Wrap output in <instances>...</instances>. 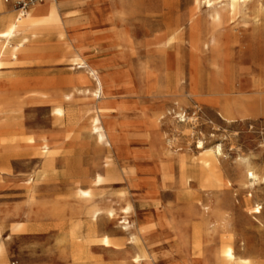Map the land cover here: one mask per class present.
Returning a JSON list of instances; mask_svg holds the SVG:
<instances>
[{"label": "rangeland", "instance_id": "374dc122", "mask_svg": "<svg viewBox=\"0 0 264 264\" xmlns=\"http://www.w3.org/2000/svg\"><path fill=\"white\" fill-rule=\"evenodd\" d=\"M220 1L225 0L216 5ZM49 4L57 6L60 33H39L25 46L27 58L0 71V106L11 102L18 110L11 136L48 144L33 160L32 155H14L23 153V142L11 147L9 158L0 151V242L6 264H73L57 247L59 230L48 213L54 202L70 199L78 188H93L104 202L101 207L114 210V217L103 216L98 234L90 237L88 217L70 215L73 203L65 206L64 231L78 225L82 239H90L84 249L89 260L80 264H136V256H141L139 264H213L215 251L228 242L239 258L264 264L263 24L240 16L233 24L242 50L233 51L229 69L241 92L231 97L245 112L227 119L220 98L207 93L213 80L211 53L206 48L194 52L190 46L193 0H56L28 13ZM211 7L201 0L196 10L203 37L212 30ZM250 9L255 10L253 5ZM3 14L16 15L8 7L0 9ZM176 24L180 33L172 32ZM4 28L0 21V32ZM164 45L167 66L156 52ZM194 57L200 82L192 86ZM75 58L100 78L104 89L99 97L93 96L92 78L68 83L84 71L70 69ZM148 73L157 76L154 87L145 80ZM53 90L71 93L62 121L56 119L58 104L51 98L24 95ZM94 116L109 145L91 134ZM213 153L221 185L207 188L198 181L199 166ZM248 170L260 179L246 177ZM97 174L106 181L91 187ZM182 176L189 178L187 187L181 185ZM204 205L221 209L230 220L224 231L217 230L192 250L193 224L201 220ZM253 205L260 213L251 216L247 208ZM103 235L115 246L103 248Z\"/></svg>", "mask_w": 264, "mask_h": 264}, {"label": "bare ground", "instance_id": "6f19581e", "mask_svg": "<svg viewBox=\"0 0 264 264\" xmlns=\"http://www.w3.org/2000/svg\"><path fill=\"white\" fill-rule=\"evenodd\" d=\"M219 0H204L207 5H211L209 12V20L212 26L211 32L208 33L207 37L200 35L198 26V15L197 8L200 6L201 0H193L195 8L189 15L190 24V46L194 52L200 49L206 48L211 53L209 60L208 69L213 74V80L208 84L207 93L208 95L217 96L221 100V113L223 117L227 119L232 118V113H243L245 112V106L234 97V94H239L240 87L237 85V79L234 75L230 74L229 64L233 60V51L238 49L242 50L240 40L233 34L234 22L240 16L252 17L254 25L258 26L260 22L264 26V0H225L220 1V5H216ZM254 6L255 10L250 9V6ZM6 7V5L0 0V9ZM250 11V13H248ZM12 17L11 14H3L0 17V21L5 23V28L0 32V71L4 69V66L9 62H16L19 57L27 58L29 51L25 46L29 43L30 39H36L40 36L39 33H60L61 24L59 22L57 6L49 4L40 6L34 9L32 12L27 13L24 17L17 18ZM182 30L181 25L176 24L172 30L173 33H180ZM16 39V40H15ZM168 46V45H167ZM167 46L156 50L157 54L165 60L164 64L167 66L168 61L166 57ZM151 57L153 54L150 55ZM194 56V55H193ZM86 63L84 60L75 58L72 60L71 70L84 69L79 71L77 78L68 79V83L71 86L75 84H83L88 82L89 78L94 79L96 82V90L93 92V96L99 97L103 92V84L96 74V72L90 67H85ZM199 61L195 57L190 62L191 72L189 76V82L192 86L197 85L200 82L199 75ZM86 72L88 75H86ZM84 73V74H82ZM81 74V75H80ZM179 75V74H178ZM182 78L177 77V81ZM145 80L151 87H154V81L157 80L156 74L148 73ZM264 85V80L263 83ZM264 91V86L259 88ZM25 98L28 97H39V98H51L49 101L58 104L54 108L53 112L58 121H62L65 118L66 111L64 105L70 100L71 93H62L57 90H53L52 93H36L34 91L24 92ZM16 101V98H13ZM18 112L11 102L8 106H0V151L1 156L5 158L11 157L13 154L11 147L14 144L24 143V151L18 157L30 156L33 160L36 156L42 155L47 150L48 144L45 140L38 142L34 138L27 139H15L11 136L13 132L15 114ZM90 132L94 135L96 141L103 145H109L107 135L103 127L100 126V119L98 116H94L90 122ZM200 144V143H199ZM219 154V147L215 150ZM214 153L208 158L202 161L199 166L198 179L207 188L217 187L221 185V179L216 171L215 165L210 157L214 158ZM105 171L107 175L113 173V169L106 163ZM204 177L202 178V176ZM249 177L253 182L258 181L259 176L248 170L246 177ZM106 179L97 174L93 180L89 183L91 187H97L104 183ZM181 185L187 187L189 184V178L187 176L181 177ZM166 193H163L165 195ZM250 196V195H249ZM72 199V200H71ZM75 204L70 210V215L76 216L77 214H85L88 217V222L91 224L89 230V236H95L98 234V224L102 220L103 216L107 217L108 220L114 217V210L111 207L103 209L101 205H104L103 200L97 199L94 194L93 188L89 189H76V192L70 199L56 201L52 204L51 210L48 215L55 220V227L59 230V237L56 240L57 247L60 253L71 259L73 264H80L83 260H89V257L84 251L90 244L89 236L86 239H82L80 236V228L78 225L72 226L69 230L64 231L65 221V206L68 204ZM203 210L200 213L201 220L193 224V240L191 244L192 250H199L202 242L214 234L217 230L224 231L229 223V216L222 212L221 209H212L208 205L202 206ZM129 208L126 209L128 211ZM260 213V207L253 205L247 208V214L255 215ZM14 231L19 230V226L13 229ZM183 244H186L184 238H180ZM103 248H111L115 246L112 239L103 235L99 240ZM246 251L244 250L243 253ZM238 252L235 251L232 242L222 245L215 251L213 264H253L252 262L239 258ZM141 256H136L134 261L139 264ZM0 264H6L4 256L3 244L0 242Z\"/></svg>", "mask_w": 264, "mask_h": 264}, {"label": "built area", "instance_id": "2783aa9c", "mask_svg": "<svg viewBox=\"0 0 264 264\" xmlns=\"http://www.w3.org/2000/svg\"><path fill=\"white\" fill-rule=\"evenodd\" d=\"M53 1L56 0H2L6 7L14 11V13L17 15V18L24 17L30 9L37 5Z\"/></svg>", "mask_w": 264, "mask_h": 264}]
</instances>
